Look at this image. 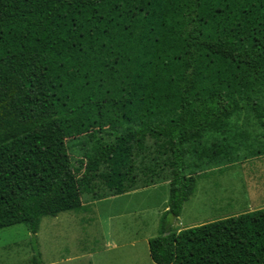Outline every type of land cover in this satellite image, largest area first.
<instances>
[{"label": "trees", "instance_id": "16d2710c", "mask_svg": "<svg viewBox=\"0 0 264 264\" xmlns=\"http://www.w3.org/2000/svg\"><path fill=\"white\" fill-rule=\"evenodd\" d=\"M257 126L264 0H0V229L166 183L154 264H264V208L171 221Z\"/></svg>", "mask_w": 264, "mask_h": 264}, {"label": "rangeland", "instance_id": "374dc122", "mask_svg": "<svg viewBox=\"0 0 264 264\" xmlns=\"http://www.w3.org/2000/svg\"><path fill=\"white\" fill-rule=\"evenodd\" d=\"M253 142L256 151L264 148V127L257 126ZM68 144L73 161L83 159L91 149L85 137ZM246 167L248 172H244L250 180L237 168L200 174L180 218H171L173 228L186 229L264 208V159L246 162ZM241 188L250 190L252 198L261 195V199L255 198L257 202L253 199V203ZM135 192L129 197L100 201H86L83 196L85 206L95 203V210L43 217L36 235L23 224L0 229V264H154L149 258L148 241L158 235L156 215L166 205L168 187L165 183L157 189Z\"/></svg>", "mask_w": 264, "mask_h": 264}, {"label": "crops", "instance_id": "0c3cea01", "mask_svg": "<svg viewBox=\"0 0 264 264\" xmlns=\"http://www.w3.org/2000/svg\"><path fill=\"white\" fill-rule=\"evenodd\" d=\"M264 159V156H254V157H250V158H248V159H243V160H241V162L240 163H236V164H232V165H230V166H228L226 169H228V170H234V169H238V170H241L242 172H243V176L245 177V179H247V180H250V176H249V174H246V171L248 172V169H249V171L251 170V167L249 166L248 167V169H247V167L246 168H244L245 167V164H246V162H249V161H262ZM244 169L246 170L245 172H244ZM213 170V169H212ZM211 170V171H212ZM255 185V184H254ZM254 185L253 186H250V185H248L247 184V186H249V187H254ZM260 188H261V184H260V186H259ZM149 188H158V186H152V187H149ZM148 189V188H147ZM262 189V188H261ZM141 190H144V189H141ZM232 190H233V186H232ZM135 193H137V192H131V193H128V194H125V195H122V196H116V197H110L109 199L110 200H112V199H118V198H120V197H129V196H132L133 194H135ZM241 193L242 194H245L247 197L248 196H250L251 195V192H250V190H248V189H244V188H241ZM249 193V194H248ZM261 197V195H258V196H255L254 198H252V196H250V199H257V198H260ZM108 199V200H109ZM256 199H255V202H257L256 201ZM261 199V198H260ZM107 200V199H106ZM164 201L166 200V198L165 199H163ZM258 200V199H257ZM259 201V200H258ZM253 203H255L254 202V200L252 201ZM85 204L86 203H84V206H85ZM258 204V203H257ZM95 206V203H92L91 205H89L88 207H86L85 206V209L84 210H82L81 212H90L92 209H93V207ZM261 206H264V205H261ZM256 207V206H255ZM263 208V207H262ZM94 210H95V207H94ZM164 211H166V205H165V207H163V210H159L158 209V211H157V215H156V218H157V220H158V223H159V219H160V216L162 215V213L164 212ZM59 215V214H58ZM180 218V216L177 218V219H179ZM187 228H189V227H187ZM179 230H181V229H178V231ZM148 252H149V249H148ZM149 258H150V255H149ZM151 259V258H150ZM152 261V260H151ZM41 264H43V262H41Z\"/></svg>", "mask_w": 264, "mask_h": 264}]
</instances>
